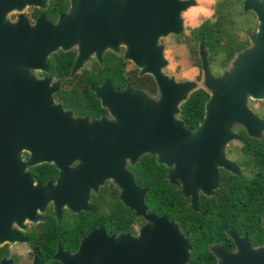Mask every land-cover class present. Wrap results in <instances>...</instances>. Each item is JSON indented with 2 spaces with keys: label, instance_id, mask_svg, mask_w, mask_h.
<instances>
[{
  "label": "water",
  "instance_id": "95a60500",
  "mask_svg": "<svg viewBox=\"0 0 264 264\" xmlns=\"http://www.w3.org/2000/svg\"><path fill=\"white\" fill-rule=\"evenodd\" d=\"M47 2L0 0V245L19 242L23 222L42 220L47 203L56 221L61 209L85 211L89 190L95 193L108 180L123 206L142 220L136 233L105 236L93 230L72 253L57 246L50 258L60 264H189L190 247L176 223L147 211L146 188L134 182L126 163L133 166L142 155L154 156L156 165L169 167L164 179L188 191L192 210L194 191L215 187L223 145L233 138L231 126L240 124L254 136L249 131L256 121L245 102L264 97V1L242 0L241 11L255 17V31L247 35L249 46L234 52L220 75H210L199 50L207 98L191 131L174 115L193 83L161 73L165 61L158 39L180 32L179 13L192 0H68L53 22L42 12ZM26 8L41 11L31 23L23 15ZM119 41L122 60L138 75L151 77L155 99L127 85L114 90L104 79L88 91L107 116L87 119L53 103L60 79L31 75L45 73L47 57L57 49H73L70 78L89 56L100 62L101 53L106 48L114 52ZM41 163L51 165L56 177L32 184L26 169ZM233 240L231 252L207 246L214 264H264V243L250 247L244 237ZM0 264L11 262L1 259Z\"/></svg>",
  "mask_w": 264,
  "mask_h": 264
},
{
  "label": "flooded vegetation",
  "instance_id": "af4514ba",
  "mask_svg": "<svg viewBox=\"0 0 264 264\" xmlns=\"http://www.w3.org/2000/svg\"><path fill=\"white\" fill-rule=\"evenodd\" d=\"M206 1L200 0L202 4ZM192 3L193 5L188 6L185 11L188 12L187 15H189V17L192 16L193 18L195 13H197L196 9L198 8L192 9L195 7V1L192 0ZM67 4L68 0H66V7ZM65 9L58 11L57 13L64 12ZM57 13H55V16ZM55 16L49 20L53 21ZM27 20L29 23H31L33 18H27ZM92 60L93 59L91 58L89 59V61ZM47 72L48 68L45 73H37L36 76H48L51 78V80L55 78H66V76L56 77ZM104 79L108 80L107 78H103L102 80ZM128 81L129 82L123 83L122 86H119L118 83L113 84L110 81L109 83L114 90H121L125 85L132 89L136 88L134 85L133 76H130ZM99 83L87 85L85 90L89 92V86L98 85ZM153 93L154 89L152 93L149 92L150 95ZM53 97L54 101L59 103L62 110H69L74 116L84 117L87 119H96L100 116H107L106 110L99 106V103L96 99L95 100L97 101L98 107L102 110V112L98 113V111H95L94 109L93 111L95 112L90 113V115H85L74 113L72 108L68 106V102L66 101V103L64 101L65 97L62 96L60 92L54 93L52 98ZM246 105L250 110L248 112L256 121L255 125L251 128V131H249L254 136H250L247 129L240 124H236L230 128L229 132L233 135V138L227 142L221 155L223 164L216 167L217 176L215 187L210 188L209 186L203 190V188L199 186L194 191L193 196L195 210H192L190 207L191 197L188 194V191H180L178 184H169L164 179V175L169 170V167L157 165L164 169L162 175L163 180L178 192L179 199L182 203V216H179V220H177L163 214H155L151 211H148V209L147 211L155 215H163L167 219H171L176 223L180 233L182 234V237L190 247L188 252V261L194 262L196 264H202L203 261H212L213 264L215 263V258L210 252L207 251V246L213 245L227 252H231L234 250L233 239L239 240L244 237L250 247L260 246L264 243V226L261 224L264 221V124L262 121L264 120V97L262 99L250 98L247 100ZM202 115L203 104L201 115L199 118H197L195 125L191 128H184L191 131L197 125L198 120L202 118ZM177 119L182 123V120L179 118V113L177 114ZM22 157H25V154H23ZM150 157L154 163V156L151 155ZM128 166L130 165L126 166L127 169ZM29 169L30 168L26 169L28 174ZM52 169L54 171L53 176L49 179H46L42 183L35 181V179L30 175L32 184L43 185L46 182H53L57 171L53 167ZM212 180L213 178L211 181ZM123 208L125 207L117 198L116 188L108 180H105L102 185L98 186L95 193L89 190L85 211L69 213L65 209H61L60 218L58 221H56L51 215V204L47 203L44 206L42 212L39 214L42 220L37 221L34 224L24 221L23 230L19 231L17 230L16 226L12 225L11 228L18 231L21 239L19 242H3L0 245V260H9L11 264H60L58 261L50 258L55 252L56 247L59 246L62 251L72 253L75 250L79 239L90 231L101 230L105 236H116L122 233L134 235L137 228L139 227V224L141 223V219L134 216L131 211L125 208L132 215V218H128V215L124 214ZM187 209L198 216V219L202 223L201 230L203 231L205 229V231H203L206 233L203 240L204 249L209 255L206 256V258H203L201 256V252H197L196 250V238H192V231L195 229L192 225L187 223ZM124 215L126 216V225L125 229H122ZM48 219L54 220L55 223H59L62 220H66L69 223L71 221L75 223V220L77 219L75 224L78 228H83L84 233L83 235L79 236L76 245L72 249L62 247L58 241H55L52 252L47 256V258H45V255L39 250L37 245L42 243V239L33 243L29 241V236L36 228L43 229V226L47 224L45 221L47 222ZM201 230H198V233L194 232L195 235H201ZM227 232H231L233 238L230 237ZM22 247H24L23 250H21ZM199 248L201 250V246H199Z\"/></svg>",
  "mask_w": 264,
  "mask_h": 264
},
{
  "label": "trees",
  "instance_id": "16d2710c",
  "mask_svg": "<svg viewBox=\"0 0 264 264\" xmlns=\"http://www.w3.org/2000/svg\"><path fill=\"white\" fill-rule=\"evenodd\" d=\"M65 7L66 0H48L47 7L42 12L45 15H54L58 11L64 10ZM39 12L40 10L38 9L29 8L27 9L25 16L31 19ZM200 40L201 42H204L206 41V37H202ZM228 49L230 50H226V58L231 57L232 54L238 51L240 48L238 49V47H232V49ZM73 55V51H57L50 54L46 60L48 68L47 73L56 77H65L68 73L69 66L71 65ZM116 62L111 59L109 63L106 64L105 62L100 67L95 63H92L89 70H81L75 75L73 79L64 81L62 85V91L67 92V95L64 96V101L68 102V106L72 108L74 113L90 115V113L95 111H98V113L102 112V110L98 107L97 101L93 99L92 94L85 91L86 95L80 96V87L77 88V86L74 85L76 80L80 81L82 84V89L84 90L87 85L99 83L103 78H107L113 84L118 83L119 86H122V84L125 82H129L128 79H130V77L127 71H123L120 66L121 63ZM135 80L133 78L134 82ZM147 80L150 84V90L153 91L150 80ZM206 98V93L200 89H197L189 93L186 99L179 105V118L182 120L184 127L191 128L195 125L197 118H199L201 115L202 104ZM94 109L95 111H93ZM128 169L131 172L136 184L140 187L146 188L144 204L146 205L148 211H151L155 214H163L170 218L179 220L178 217L182 216V203L179 199L178 192L163 180L162 175L164 169L161 166L154 164L152 158L148 155L140 156L138 161L133 166H128ZM28 171L29 175H31V177H33L35 181H38L39 183H42L46 179L52 177L54 172L52 167L48 164H40L31 167ZM123 212L125 215H128V218H132L131 213L125 208H123ZM125 215L123 216L122 229H125L126 225ZM187 215V223L192 225L195 229L192 231V238H196V250L197 252H201V256L203 258H206V256L209 255L204 249L203 240L206 233L203 231H205V229L203 231L201 230L202 223L195 213L190 212L187 209ZM76 222L77 219L75 220V223ZM45 223L47 224L43 226V229L36 228L29 236V241L33 243L42 239V243L37 245L39 250L45 255V258H47V256L52 252L55 241H58L62 247L72 249L76 245L79 236L83 235L84 233V229L78 228L72 221L69 223L66 220H62L59 223H55L54 220L48 219L47 222L45 221ZM198 230H201L202 234L204 235H195V233H198ZM199 246H201V250ZM188 263L196 264L191 261H188ZM202 264H213V262L203 261Z\"/></svg>",
  "mask_w": 264,
  "mask_h": 264
},
{
  "label": "rangeland",
  "instance_id": "374dc122",
  "mask_svg": "<svg viewBox=\"0 0 264 264\" xmlns=\"http://www.w3.org/2000/svg\"><path fill=\"white\" fill-rule=\"evenodd\" d=\"M194 1L195 7L192 9L198 8L199 10L196 9L197 13H195L193 18L192 16L189 17V15H187L188 12L185 11L187 7L181 11L182 14L181 12L179 13V18L181 20L180 32L178 34H169L164 38L158 39V44L162 47V57L165 61V65L161 68V73L167 77H172L174 81H188L193 83L192 90L186 94L184 99H186L189 93L197 89L206 93L202 84L200 60L198 55L199 50L204 54V59L210 75L212 77H216L225 71L229 66L228 62L232 56L226 58V50H230L228 48L232 49V47H238V49L247 48L249 46L247 42V35L253 33L256 27V20L253 13L249 10L245 12L241 11L242 0H205L206 2L203 4L200 0ZM27 9L29 8H26L23 12L26 19L27 17L25 16V13ZM45 16L48 19H52L55 14H48ZM7 19L9 21H13L14 14H8ZM202 37H206V41L201 42L200 38ZM57 51L60 50L57 49L55 52ZM70 51H73V49H70ZM123 51L124 45L119 41L114 52H112L109 48H106L101 53L99 58L100 62L94 60L93 56H89V58L83 63L82 67L74 72L70 78L66 77L64 79H60L58 89L52 93L51 98L56 92H60L62 96L67 95V92L62 91L64 81L73 79L81 70H89L92 63H95L100 67L105 62L107 64L111 61V59H113L114 62L118 60L117 62L121 63V65L119 64L121 69H123V71H127L129 77L133 76L134 80L136 79L134 82L136 88L133 89L144 92L152 100L155 99L156 90L151 77L146 74L138 75V70L130 62L122 60L121 56ZM90 58L93 60L89 61ZM37 73L42 72L32 71L31 75L35 78H41L36 76ZM55 79L51 80L50 78L51 82ZM147 79L150 80L154 89V93L152 95L149 94V92L152 93L153 91L150 90V84ZM74 85H76L77 88L80 87L79 90L81 92L78 90L80 96L86 95V90L82 89V84L79 80H76ZM247 100L245 102V108L250 111L246 105ZM52 101L53 103L59 105L58 102L54 101V97L52 98ZM182 102L177 105L178 110L179 105ZM177 114L174 115L176 119ZM262 121L264 124V120ZM227 142L223 145L222 153ZM127 165L128 164L126 163V166ZM142 223L143 222L141 220L139 226ZM23 249L24 247H22L21 250Z\"/></svg>",
  "mask_w": 264,
  "mask_h": 264
},
{
  "label": "bare ground",
  "instance_id": "6f19581e",
  "mask_svg": "<svg viewBox=\"0 0 264 264\" xmlns=\"http://www.w3.org/2000/svg\"><path fill=\"white\" fill-rule=\"evenodd\" d=\"M2 243V242H1Z\"/></svg>",
  "mask_w": 264,
  "mask_h": 264
}]
</instances>
